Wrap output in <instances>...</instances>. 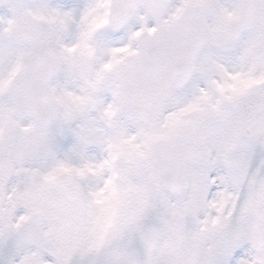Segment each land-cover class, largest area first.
Returning a JSON list of instances; mask_svg holds the SVG:
<instances>
[{
  "label": "snow or ice",
  "instance_id": "1",
  "mask_svg": "<svg viewBox=\"0 0 264 264\" xmlns=\"http://www.w3.org/2000/svg\"><path fill=\"white\" fill-rule=\"evenodd\" d=\"M0 264H264V0H0Z\"/></svg>",
  "mask_w": 264,
  "mask_h": 264
}]
</instances>
